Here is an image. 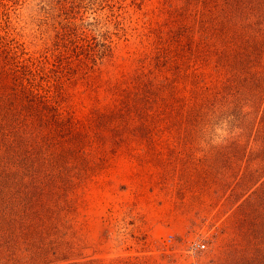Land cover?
Returning a JSON list of instances; mask_svg holds the SVG:
<instances>
[{
  "label": "rangeland",
  "instance_id": "obj_1",
  "mask_svg": "<svg viewBox=\"0 0 264 264\" xmlns=\"http://www.w3.org/2000/svg\"><path fill=\"white\" fill-rule=\"evenodd\" d=\"M0 44L61 120L0 88V264H264V0H0Z\"/></svg>",
  "mask_w": 264,
  "mask_h": 264
},
{
  "label": "trees",
  "instance_id": "obj_2",
  "mask_svg": "<svg viewBox=\"0 0 264 264\" xmlns=\"http://www.w3.org/2000/svg\"><path fill=\"white\" fill-rule=\"evenodd\" d=\"M253 45H258V41L252 42ZM252 50V49H251ZM7 53V48L5 46H2L0 44V57H3V62L0 61V88L2 90V94L5 91V88L7 89L8 93L7 96L9 99L12 97L15 98L16 100H20L19 97L20 95L24 97L25 99L31 97V104L35 103V93L33 91L34 86L32 84V76H29V74L33 75L31 71L27 70L25 67L22 70H19V68L22 67V65L19 66L17 64V60H10V57L8 56ZM13 59V58H12ZM10 60V61H9ZM11 67H6L7 65H11ZM12 81L11 84H9V81ZM48 99L44 100L43 96L40 95V100L37 101L36 103H40L44 105L43 109L46 111L47 114L42 115L39 114L38 116L34 115V111L31 107H27L25 110L28 112L26 115H29V118L24 115L23 121H25V126L33 129H43L44 131L40 133V135H37V140H32L31 143L33 146L31 147H44L45 150L47 148V145H51L53 143L52 136L56 132L57 125L60 124V112L49 106L48 105ZM40 110V108H39ZM116 111V110H115ZM38 128H37V127ZM33 152L29 153L28 155H31ZM51 156L53 157L54 152H48ZM52 160V158H50ZM29 160H31L30 157H28ZM33 159V158H32Z\"/></svg>",
  "mask_w": 264,
  "mask_h": 264
},
{
  "label": "built area",
  "instance_id": "obj_3",
  "mask_svg": "<svg viewBox=\"0 0 264 264\" xmlns=\"http://www.w3.org/2000/svg\"><path fill=\"white\" fill-rule=\"evenodd\" d=\"M201 246L203 247L204 245L202 244Z\"/></svg>",
  "mask_w": 264,
  "mask_h": 264
}]
</instances>
